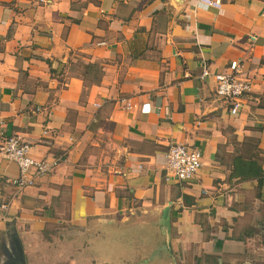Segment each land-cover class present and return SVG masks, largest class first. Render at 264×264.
Masks as SVG:
<instances>
[{"label": "crops", "instance_id": "1", "mask_svg": "<svg viewBox=\"0 0 264 264\" xmlns=\"http://www.w3.org/2000/svg\"><path fill=\"white\" fill-rule=\"evenodd\" d=\"M219 1L0 0V139L59 158L17 190L0 156V264L16 262L12 234L21 264H254L244 237L264 231V0ZM230 59L249 83L234 115L199 78ZM248 137L259 184L228 175ZM178 142L201 154L179 182L163 171ZM119 226L135 232L115 261L106 239L90 250L84 236Z\"/></svg>", "mask_w": 264, "mask_h": 264}, {"label": "built area", "instance_id": "2", "mask_svg": "<svg viewBox=\"0 0 264 264\" xmlns=\"http://www.w3.org/2000/svg\"><path fill=\"white\" fill-rule=\"evenodd\" d=\"M191 1L213 8H216L220 2L219 0ZM260 15L264 17V7ZM95 43L103 44L104 42L99 40ZM206 76H210L213 80V95L227 103L230 114H236L249 90L248 80L240 75L237 61L230 59L226 70L214 73H210L206 66H202L199 78ZM120 101L124 102L125 108H129L128 102L122 99ZM144 104H141L140 110L146 112L148 105L144 107ZM30 148L29 143L23 141L16 133H10L0 139V156L16 164V173L8 181L17 190L32 185L36 178L50 171L59 160L58 157L34 159L29 154ZM200 165V151L185 143H171L164 152L163 171L165 175L178 182L191 178Z\"/></svg>", "mask_w": 264, "mask_h": 264}, {"label": "rangeland", "instance_id": "3", "mask_svg": "<svg viewBox=\"0 0 264 264\" xmlns=\"http://www.w3.org/2000/svg\"><path fill=\"white\" fill-rule=\"evenodd\" d=\"M259 218H261L260 212H258L257 215L254 214L253 217L246 218L245 220L243 219L242 225L247 227L251 225L250 227H254V221L252 222V220L257 221ZM249 221L250 224H248ZM100 225L102 224H98L97 228H99ZM106 228L107 229L105 232L101 231L100 234H97L96 236L91 235L89 233L88 235L84 236V238H86L87 241L90 243L89 247L91 251L94 250V247L97 250L103 249L105 246L103 244V241L106 239L107 242H109V245H112L113 247L112 249L113 253L111 256L113 258L112 260L115 261L114 259H116V254L114 250L126 249L128 245H130L128 240L130 237L133 236L135 230L130 227L120 228V226L113 229H110L108 227ZM253 230L255 231V233L250 235L249 238L247 237L244 238H246L247 243L252 245L250 246V248L252 249V253L250 255L251 256L253 255V257L255 258L254 264H264V231H257V229H253ZM96 254L98 257L101 258L103 257V252L101 251H98Z\"/></svg>", "mask_w": 264, "mask_h": 264}, {"label": "trees", "instance_id": "4", "mask_svg": "<svg viewBox=\"0 0 264 264\" xmlns=\"http://www.w3.org/2000/svg\"><path fill=\"white\" fill-rule=\"evenodd\" d=\"M249 142V148L245 153L239 154L233 158V164L228 172L229 176L235 177L238 180H245L249 178H258L263 171L260 169V159L256 156V139L254 137L246 138ZM259 184V183H258Z\"/></svg>", "mask_w": 264, "mask_h": 264}, {"label": "water", "instance_id": "5", "mask_svg": "<svg viewBox=\"0 0 264 264\" xmlns=\"http://www.w3.org/2000/svg\"><path fill=\"white\" fill-rule=\"evenodd\" d=\"M10 240H11L12 246L14 247L12 258H14L16 260L15 264H21L22 263V256H21L20 242H19V240L15 234H12Z\"/></svg>", "mask_w": 264, "mask_h": 264}]
</instances>
